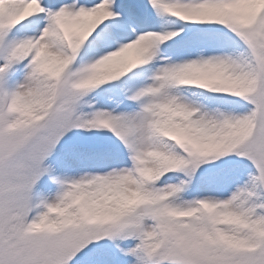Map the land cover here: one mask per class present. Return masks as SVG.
I'll list each match as a JSON object with an SVG mask.
<instances>
[{"label": "snow or ice", "instance_id": "snow-or-ice-1", "mask_svg": "<svg viewBox=\"0 0 264 264\" xmlns=\"http://www.w3.org/2000/svg\"><path fill=\"white\" fill-rule=\"evenodd\" d=\"M0 264H264V0H0Z\"/></svg>", "mask_w": 264, "mask_h": 264}]
</instances>
